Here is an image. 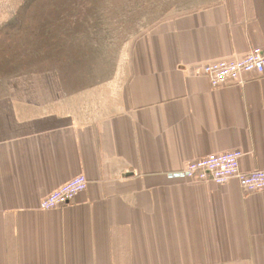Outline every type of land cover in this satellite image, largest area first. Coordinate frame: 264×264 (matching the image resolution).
Wrapping results in <instances>:
<instances>
[{"label": "crops", "instance_id": "obj_1", "mask_svg": "<svg viewBox=\"0 0 264 264\" xmlns=\"http://www.w3.org/2000/svg\"><path fill=\"white\" fill-rule=\"evenodd\" d=\"M194 2L135 42L112 115L69 106L52 73L15 82L0 108V264H264V192L168 178L235 150L242 172L264 170V76L213 89L195 75L264 48V0ZM79 175L86 192L40 209Z\"/></svg>", "mask_w": 264, "mask_h": 264}, {"label": "rangeland", "instance_id": "obj_2", "mask_svg": "<svg viewBox=\"0 0 264 264\" xmlns=\"http://www.w3.org/2000/svg\"><path fill=\"white\" fill-rule=\"evenodd\" d=\"M193 2L0 0V108L15 82L52 73L69 106L84 115L88 108L95 117L112 115L129 78L135 42Z\"/></svg>", "mask_w": 264, "mask_h": 264}, {"label": "built area", "instance_id": "obj_3", "mask_svg": "<svg viewBox=\"0 0 264 264\" xmlns=\"http://www.w3.org/2000/svg\"><path fill=\"white\" fill-rule=\"evenodd\" d=\"M196 76L206 77L213 89H219L242 82L244 75L264 76V48L251 51L244 58L234 61L211 62L198 67ZM241 151H228L210 155L188 163L183 169L168 174L172 180L192 182H213L224 186L236 180L244 195L264 192V170L250 173L241 171ZM89 181L79 175L49 194L40 204L42 211H50L71 205L76 197L87 191Z\"/></svg>", "mask_w": 264, "mask_h": 264}]
</instances>
